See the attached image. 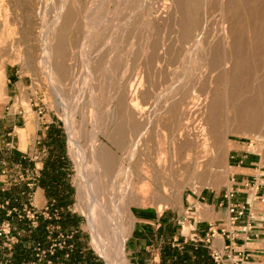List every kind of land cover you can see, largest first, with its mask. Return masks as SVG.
Returning <instances> with one entry per match:
<instances>
[{"label": "bare ground", "instance_id": "1", "mask_svg": "<svg viewBox=\"0 0 264 264\" xmlns=\"http://www.w3.org/2000/svg\"><path fill=\"white\" fill-rule=\"evenodd\" d=\"M7 64L63 111L103 264H134L135 209L229 181L231 135L264 156V0H0L2 105Z\"/></svg>", "mask_w": 264, "mask_h": 264}, {"label": "crops", "instance_id": "2", "mask_svg": "<svg viewBox=\"0 0 264 264\" xmlns=\"http://www.w3.org/2000/svg\"><path fill=\"white\" fill-rule=\"evenodd\" d=\"M3 124V122L0 124V224L10 222L15 231L20 230L23 232L10 261V264H14L21 251L27 252L30 260H32V249L36 243L34 236H37L38 233H46L48 225L58 224L63 228L64 221L69 219L72 224L64 229L77 233L80 228V220L70 211V207L73 205L74 189L69 182L70 168H68V165H65V168L62 169L65 173V180L59 184L56 196H47L46 190L40 186V181H43V176L49 171L47 163L59 159L58 152L54 148L58 146V138L61 139L62 137L57 133L60 127L54 123L46 126L44 129L46 130L47 139L44 140V145L42 143H39L40 146L28 145L25 150H22L14 146L15 138H18L15 132L20 129L16 118L13 119L11 125L4 126ZM64 153L65 158L62 157V159L69 161L66 152ZM64 162L66 163L65 160ZM65 189L73 191V194L70 196L68 192L65 193ZM246 197L245 193H238L237 198L222 200L220 203L217 198L214 199L212 201L213 209L211 210L213 216L195 222L196 233L190 238L184 237L180 232H176L173 238H164V236H160L158 231L160 228L167 226L174 230V223L164 218L160 221L147 215L140 216V221H138L140 224L155 225L153 222H156L158 223V229L153 235L152 249L140 244L136 247L134 264H156L157 260V263L161 264V250L164 245L169 244L182 251L187 243H201L202 247L208 250L211 264H216L213 258L215 253H220L226 257L231 253L238 252L249 254L251 264H259L257 259L259 251L256 246L264 241V211L261 207L251 205L245 216L235 222L231 221L229 211L231 203H244ZM196 200L197 203H200L199 197ZM66 201L67 205L64 204ZM187 202L191 206V210L197 213L199 210L197 204L191 203L189 200ZM24 208H32L37 211L49 208L51 215L56 213L59 215V220L40 217L38 227L30 228L28 220L20 221L17 217L16 211H21ZM203 210L204 208L201 209V211ZM180 237L183 238V242L179 240ZM219 239L221 244H219ZM72 244L71 252L67 250L57 253L53 259L54 264H81L77 259L79 255H83L82 258L87 260L92 258L87 249L80 246L79 241L74 240ZM0 258L4 259V254ZM196 259V254H191V261L195 262ZM82 264L87 263L83 262Z\"/></svg>", "mask_w": 264, "mask_h": 264}, {"label": "rangeland", "instance_id": "3", "mask_svg": "<svg viewBox=\"0 0 264 264\" xmlns=\"http://www.w3.org/2000/svg\"><path fill=\"white\" fill-rule=\"evenodd\" d=\"M5 71L7 77V101L4 105L0 104V124L3 122L4 126L11 125L13 123V119L16 118L20 129H17L15 132L19 139L15 138L14 146L19 147L22 150H25L28 145L40 146L41 144L39 143L44 145V140L47 139L46 130L44 128L52 123L63 130L66 141L65 152L70 162L69 182L74 189L73 205L70 207V211L80 220V228L77 230V233L73 231L74 237L71 242L74 240L79 241L80 246L87 249L92 257L88 260L81 258V264L83 262L87 264H103L102 259L90 245L91 238L85 227V218L74 210L76 189L73 179L76 174V169L74 161L68 152V136L62 116L63 111L57 108L55 104L46 100L44 92L36 85L33 70H23L19 65L13 66L7 64L5 65ZM23 103H26L28 107H26ZM28 113L31 114L33 118V125L31 128L27 124ZM21 129L24 130L23 138L20 136ZM229 140L232 144H235L229 154L230 165L235 171L231 173L229 181L227 183H223L219 189L186 186L182 190L181 196H179L177 200L170 199L169 204L162 210V212H159L156 205L152 204L145 208L135 209L134 213L137 220L133 234L128 242L130 259L133 263L136 247L140 244L142 246H148L152 249L151 246L154 242L153 235L158 229V223L156 222H153L155 225L140 224L138 222L140 221V216L147 215L160 221L163 218L170 220L171 223H174L176 232H180L184 237L190 238L196 233L195 222L206 220L200 217L201 209L204 208L212 210V201L214 199L216 200V198L219 203L222 200L226 201L228 191H230L235 184H250L251 189L243 190V193L249 194L250 196L249 200L246 199L247 201H250L251 196L255 193L256 186L258 185H260L259 193L264 195V156L261 152L253 150L257 144H253L252 147L250 139L242 135H231ZM254 185L256 186L252 187ZM197 197L200 198V203H197ZM234 198H237V194ZM187 200L191 203L197 204L199 209L197 213H194V211L191 210V206L188 204ZM261 209L264 211V205ZM186 223L193 227L189 233L183 232L182 229ZM45 236V232L38 233V236L34 239L36 242L40 241L46 243ZM164 238L166 237L164 236ZM256 248L259 251L257 258L258 262L259 264H264V241L259 246H256ZM59 251L67 250L64 248L59 249ZM0 254V257L4 254L1 243ZM157 262L156 264H158ZM0 264L10 263H8L5 258H0ZM14 264H19V262Z\"/></svg>", "mask_w": 264, "mask_h": 264}, {"label": "built area", "instance_id": "4", "mask_svg": "<svg viewBox=\"0 0 264 264\" xmlns=\"http://www.w3.org/2000/svg\"><path fill=\"white\" fill-rule=\"evenodd\" d=\"M256 185L252 186L255 187ZM260 185L256 186L255 193L251 196L247 195V200L244 203H231L229 211L231 214V221L235 222L239 218L245 216L251 205L262 207L264 205V195L259 193ZM244 189H251L250 184H235L230 191H228L226 198L233 199L236 194L243 193ZM17 217L20 221L28 220L30 228H37L40 217L45 219L59 220V215L56 213L51 215L49 208L42 211H37L32 208H24L21 211H16ZM23 232L14 230L12 223L2 222L0 224V241L2 249L4 250L5 260L10 263L13 258L15 246L20 242ZM46 243L36 242L33 247L34 259L23 264H54V257L59 249H66L71 252L73 244L71 240L74 237L73 231H66L58 224H50L46 228ZM216 264H251L250 255L247 253H231L224 257L220 253L213 254Z\"/></svg>", "mask_w": 264, "mask_h": 264}, {"label": "trees", "instance_id": "5", "mask_svg": "<svg viewBox=\"0 0 264 264\" xmlns=\"http://www.w3.org/2000/svg\"><path fill=\"white\" fill-rule=\"evenodd\" d=\"M58 135L60 134L61 139L58 138V146L55 147V151L58 152L59 159L54 161H49L47 163V167H49V171L47 174L43 176V181H40V186L44 188L47 192V196L54 197L56 196V190L59 188V184L65 180V173L62 171L64 166L68 165V168H70V162L67 161L65 158V147H66V141H65V135L62 129H58L57 131ZM56 133V134H57ZM54 139V137H53ZM66 161V163L64 162ZM58 172V173H57ZM71 196L73 194V191L66 190L65 193H67ZM67 205V201L64 203ZM72 222L69 219H66L63 223V229L71 226ZM65 230V229H64ZM160 236L170 237L173 238L174 234L176 233L175 229L173 230L171 227H163L160 228L158 231ZM38 236V235H37ZM36 238V235L34 236ZM181 242H183V238L180 237L179 239ZM40 242V241H39ZM208 250L206 248L202 247L201 243H187L184 245L183 250H179L177 247H172L171 245L167 244L162 247L161 250V264H211V261L209 260L208 256ZM59 250L57 251V253ZM56 253V255H57ZM191 254H196L197 259L195 262L191 261ZM32 255L34 259V251L32 249ZM83 255H79L78 259L79 262H82ZM29 258V254L25 251H21L18 254V257L16 259V262H19V264L24 262H30L32 261Z\"/></svg>", "mask_w": 264, "mask_h": 264}]
</instances>
